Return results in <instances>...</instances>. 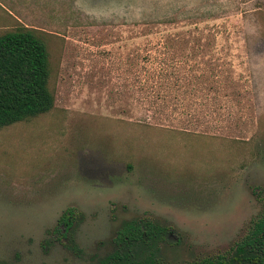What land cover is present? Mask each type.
Here are the masks:
<instances>
[{
	"label": "rangeland",
	"instance_id": "1",
	"mask_svg": "<svg viewBox=\"0 0 264 264\" xmlns=\"http://www.w3.org/2000/svg\"><path fill=\"white\" fill-rule=\"evenodd\" d=\"M8 13L55 106L0 128V264H110L142 220L170 236L141 257L192 264L264 217V0H0V34Z\"/></svg>",
	"mask_w": 264,
	"mask_h": 264
},
{
	"label": "trees",
	"instance_id": "2",
	"mask_svg": "<svg viewBox=\"0 0 264 264\" xmlns=\"http://www.w3.org/2000/svg\"><path fill=\"white\" fill-rule=\"evenodd\" d=\"M49 57L47 46L35 29L20 25L0 34V128L30 120L54 108L55 96L49 87ZM151 79L155 76L148 79V95L158 91V84ZM75 217L72 208L63 214L59 221L64 228L59 231L61 235L70 232ZM167 236L169 229L149 220L131 221L119 232V251L108 263L161 264L152 255L141 257L140 254L157 250ZM192 264H264V217L231 252Z\"/></svg>",
	"mask_w": 264,
	"mask_h": 264
},
{
	"label": "crops",
	"instance_id": "3",
	"mask_svg": "<svg viewBox=\"0 0 264 264\" xmlns=\"http://www.w3.org/2000/svg\"><path fill=\"white\" fill-rule=\"evenodd\" d=\"M21 8L26 9V10H25V11H26V15L28 16V14H29V12H28V7L22 5ZM8 14H9V13H8ZM9 15L15 20V22L19 23V24L22 25V26H25V27H27V28H29V29H35V30L38 29L37 27H34V26H31V25L26 24L23 20H21V19L18 18L17 16L12 15V13H10Z\"/></svg>",
	"mask_w": 264,
	"mask_h": 264
}]
</instances>
